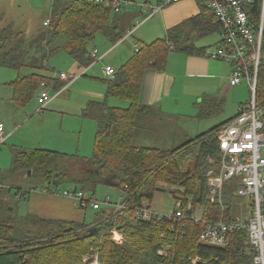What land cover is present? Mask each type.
Here are the masks:
<instances>
[{
    "label": "trees",
    "instance_id": "obj_1",
    "mask_svg": "<svg viewBox=\"0 0 264 264\" xmlns=\"http://www.w3.org/2000/svg\"><path fill=\"white\" fill-rule=\"evenodd\" d=\"M197 2L201 8L200 15L191 18L190 22L198 24L199 20L197 31L201 34L218 33L220 26L213 15L208 14L210 11L204 6V1ZM258 3L256 1L247 8L254 20L259 11ZM121 9L115 12L108 1L96 4L86 0H53L49 24L38 37L42 44L41 57L65 52L79 67L87 69L93 63L88 47L96 35H101L113 45L125 35L127 30L121 27L119 17ZM20 37L21 33L0 31V67L17 71L27 67L24 61L25 43L19 40ZM11 42L16 43L11 45ZM189 42L184 32L171 28L164 38L140 45L134 55L115 70L112 78L106 81L107 96L129 104L121 109L107 107L105 102H89L82 110L84 117L90 115V109L98 111L93 150L89 158L42 149L14 155L8 173L12 176L26 175L30 171L34 175L42 171L41 177L46 183L43 187L47 192L59 190L57 187L63 179L64 170H76L82 168V164L84 168L81 170L95 182L114 183L125 196L120 197L121 202L118 203H110L108 199L102 202L100 208L95 210L91 223L32 218L35 224L39 220L38 223L51 227V230L44 232L17 227L12 219L3 217L0 220V264H82V257L93 252L97 253L100 264H253L252 249L246 245V232L228 235L224 247L199 242L203 222L221 218L231 221L237 214V203L241 200L235 195L237 183L231 180L223 186L222 207L207 201V173L216 167L218 160L217 134L230 119L172 150L136 147L132 143L139 118L148 112L147 106L138 103L144 72L148 69L157 72L164 70L170 50L188 54L195 52L196 49ZM8 44L9 49L6 48ZM33 69L10 83L14 102L19 106L26 105L41 85L51 80L39 74L44 70L43 66ZM65 85L58 83L54 89L61 90ZM209 103L210 106L201 107L199 115L209 116L215 112L217 101ZM256 103L264 107V49L258 71ZM189 153L196 154L193 168L180 171L174 157ZM61 163L67 167L59 172ZM3 176L0 170V181ZM68 180L82 182L77 176ZM157 184L177 188L170 194L180 203L181 210L188 203L193 209L202 208L205 215L201 222L196 223L190 217L182 220L152 217L148 221L136 218L138 208L149 209L146 202H151ZM35 190L18 189L16 195L18 197L21 193L20 200H27L29 191ZM74 190L77 191L76 188ZM121 204H124V208L120 210L110 206ZM192 212L187 211L189 215ZM113 229L121 235L122 245L117 246L110 241L109 232Z\"/></svg>",
    "mask_w": 264,
    "mask_h": 264
},
{
    "label": "rangeland",
    "instance_id": "obj_2",
    "mask_svg": "<svg viewBox=\"0 0 264 264\" xmlns=\"http://www.w3.org/2000/svg\"><path fill=\"white\" fill-rule=\"evenodd\" d=\"M49 1L51 0H21L22 5V21H16L15 26H13L14 30L20 31L22 33L19 40H23L25 42L24 52L25 57L24 61L27 67L22 68L19 71V74L22 76L23 74L30 73L34 68H38L39 66L46 65V69L39 72V74H43L45 77L56 76L59 77L60 73L68 74L73 71L68 70L69 66L74 65V61L65 53L58 52L50 57L42 58V44H40L39 35L44 31L45 27L43 23L45 19L50 14ZM135 4L140 5L148 3L151 5H155L159 0H133ZM260 7H262V0H260ZM48 3V6H47ZM132 7L126 8L119 13V17L121 19V27L128 29L132 28L134 23L138 21L141 24V20L144 18L142 15H137L138 18L132 22L130 14L132 13ZM160 13V12H159ZM154 18L146 20L143 24H139L137 28H135L133 35L127 39L126 44L129 42L135 41L140 45L143 43H150L156 39L164 38L166 28L165 21L161 20L160 14ZM136 16V17H137ZM263 16V17H262ZM262 18V26L264 29V7L261 11L260 19ZM12 28V29H13ZM129 28V29H130ZM179 30L184 32L185 37L192 41H196L198 44L200 41L202 43L213 44L220 40L219 35L216 33L209 34L206 37L200 38V32L198 31L196 34H193L192 28L190 27V21H186L183 25L178 27ZM145 32L147 37V41L141 39L140 33ZM195 35L197 37H195ZM199 38V39H198ZM104 40V37L101 35H96L93 43L88 47L90 49L92 46L96 44L97 41ZM185 42H187L185 40ZM16 42H11V45H15ZM139 45V46H140ZM214 45V44H213ZM125 46V45H124ZM215 45L210 47L211 51L215 50ZM6 48H10V44L6 45ZM6 49V50H7ZM177 54L174 51L170 50L168 52L166 58V66L167 61L176 58ZM111 62L116 67H119L118 57H115V54L109 56L103 62H99L97 64H92L95 68L100 69L101 65ZM164 68V70L157 72L153 71L155 74H161L160 77L162 79L159 82V85H155V87L160 88V99H162L163 110L167 112L165 115L160 114V118H164L163 121L159 122L160 126L165 127L167 129L165 132L162 130H158L157 124H155V117H159V111L156 109V105L151 104L147 105L148 112L145 115H142L138 124L140 127L138 128V136H134V142L137 144L136 147H151V148H161V149H170V146H162L157 141L159 139L162 140L163 143L169 142L174 145V149L180 147L186 141L197 137L198 135L207 132L208 130L228 121L233 118L237 114L238 103H246L248 102L250 95L248 86L245 83H241L237 87H230L229 90L223 89V91L218 92L217 95L211 96L212 94H216V83L209 82L204 79L197 80V86H191L193 83L192 79H189L182 75V78L179 80L180 72L177 74H172L174 70V66L170 65L169 67ZM6 70V69H5ZM151 70V69H150ZM168 70V72H167ZM29 71V72H28ZM76 71V70H75ZM74 71V72H75ZM4 72V73H2ZM10 73H6L0 69V119L3 117H10L8 120L10 122L15 121V114L11 113L9 109H19L20 106H17L14 103V99L12 98L13 88L9 85L7 79L9 76L14 74L13 71H8ZM77 72V71H76ZM152 72V71H151ZM6 73V74H5ZM17 73V72H16ZM5 74V75H4ZM78 74V73H77ZM152 74V73H151ZM163 74V75H162ZM172 74V75H171ZM107 77V76H106ZM104 77L102 79L109 80V77ZM79 78V77H78ZM14 80V79H13ZM12 80V81H13ZM145 81V77L143 79ZM142 80V82H143ZM16 80H14L15 82ZM11 82V81H10ZM179 83V87L175 88V84ZM189 85V86H188ZM172 88V92H176V96L179 98V109L178 107L172 105L169 98L166 97V94L169 93L170 87ZM95 87H104L107 88V83L105 81H100L95 83H91L89 87H87L88 91L95 90ZM54 91V90H53ZM52 91V92H53ZM70 91V90H69ZM68 91V93H69ZM209 91V92H208ZM211 93V94H210ZM78 94L76 91H73L71 96H75ZM55 95V91L51 94V96ZM67 95V92L64 93ZM62 95L59 98H55L54 101L59 100L64 97ZM164 97L167 98L164 100ZM110 100H114L109 98ZM120 103L117 104L121 109L128 107L127 101H122L120 99H116ZM217 101L214 107V113L212 115H199L201 112L202 106H210L211 103L209 101ZM30 103V104H29ZM33 106L35 104L33 98L23 107ZM108 106H112V102L110 101ZM115 105V104H114ZM38 106V105H37ZM145 106V105H143ZM19 107V108H18ZM22 108V107H21ZM38 108H40L38 106ZM168 109V110H167ZM43 110V109H42ZM42 112V111H40ZM90 115L87 118L88 124H92V132L89 126H87V132L90 133V137L93 133V139L96 132L97 125V113L96 109L89 110ZM173 116V119H170L168 115ZM56 117L53 116L52 113L45 114L36 113L32 116V119L26 124L21 126V131L16 134L10 141L6 142L0 147V169L1 171L6 172V170L10 167L11 155L10 150H14L13 147H19L21 142L16 141V138L25 139L24 142H29L36 138L40 140L43 138L42 145H49V142H53L56 137L65 138L68 136L66 134V130H62V133H59L57 130V124L55 122ZM59 122V121H58ZM169 125V126H168ZM142 126V127H141ZM163 136V137H162ZM162 137V138H161ZM179 143V144H178ZM24 145V144H23ZM24 147H29L24 145ZM37 148V147H35ZM34 149V148H30ZM41 149V148H40ZM45 150V148H42ZM52 151V150H50ZM92 153V152H91ZM91 156L89 154L88 158ZM196 158V154H178L174 157V161L179 168L180 171H187L193 168V164ZM80 166V165H79ZM66 164L61 163L58 167V171L61 172L64 168H66ZM81 167L84 168V165L81 164ZM82 168L71 170L67 168L64 170L63 179L60 181V185L57 187L59 190V194L62 195L63 191L73 192L74 188L81 190L85 196L91 197L92 200L97 202H105L107 199L110 203H118L121 202L120 197H124V193L120 191L116 186H110L105 183L95 182L92 177H89L88 174L84 173ZM41 172H35L34 175H10L8 172L3 173V178L1 179L2 190L0 191V220L10 218L12 222L17 227L26 228L29 230H38L39 232H44L51 230V227H45L44 224L38 223L35 224L32 218H37L34 216L27 215L30 212V202L28 200H20L18 199L16 192L18 189H25L28 187L35 188L36 190H40L46 185L45 180L41 177ZM25 175V176H24ZM72 176H77V178L82 182H73L68 180V178ZM264 180V176H263ZM176 187H171L169 185L157 184L155 186V190L153 191V198L150 201L146 202V205L149 206V209L158 214H170L174 210L175 200L173 196L170 194ZM146 192V190H144ZM246 205V204H245ZM77 208V210L81 211L83 214L79 220H75L74 222H82L83 217L84 220L88 223L92 222L95 217V210L91 209V207ZM117 210V209H116ZM114 232H116L120 236V241H115ZM110 241L119 246L123 244V239L117 230L113 229L109 232ZM82 264H100L98 261V255L96 252L85 255L81 259Z\"/></svg>",
    "mask_w": 264,
    "mask_h": 264
},
{
    "label": "built area",
    "instance_id": "obj_3",
    "mask_svg": "<svg viewBox=\"0 0 264 264\" xmlns=\"http://www.w3.org/2000/svg\"><path fill=\"white\" fill-rule=\"evenodd\" d=\"M87 2L101 4L104 1L112 3L115 12L121 7L130 6V0H86ZM220 26V44L215 51H206L205 57L219 60L232 65L228 81L230 87H237L241 83L248 86L250 98L246 104L238 107L237 114L226 122L217 134L218 166L217 169L207 173L209 203H217L222 207L223 186L231 180H238L235 195L248 198L250 211L246 220L234 218L231 221L219 219L217 221L203 222V229L199 236V242L203 245L224 247L228 235L235 232H246L248 246L252 249L255 264H264V188L262 175L264 173V132L263 116L264 107L256 103V87L258 71L263 58L264 29L262 26L261 11L264 7L259 5L256 20L253 14L247 11L256 1L260 0H203ZM178 0H159L156 5L145 4L142 6L144 21L153 17L163 8L177 3ZM263 17V16H262ZM49 20L44 21L47 26ZM125 33L124 38L130 37L135 28ZM136 48V46H135ZM137 50V49H136ZM93 62L98 61L97 50L90 53ZM108 77H112L115 70L110 66L104 67ZM77 77L61 73L58 77L66 83ZM47 85L42 84L36 100L40 110L51 102L52 98L47 91ZM66 88V86H64ZM62 90V89H61ZM61 90L56 91L58 95ZM4 127L0 124V145L4 141ZM1 190V186H0ZM54 194L59 192L54 191ZM62 197L69 199L77 208L91 207L93 210L100 208L101 203L84 195L81 191H63ZM120 210L124 204L110 205ZM200 210V213L198 214ZM187 211H193L190 215ZM136 218L150 220L166 218L168 220H182L190 217L196 223L201 222L205 215L203 209H193L188 203L184 210L180 209V203L175 201L174 210L167 215L158 214L152 210L138 208L135 211ZM115 241H120V236L114 232Z\"/></svg>",
    "mask_w": 264,
    "mask_h": 264
},
{
    "label": "crops",
    "instance_id": "obj_4",
    "mask_svg": "<svg viewBox=\"0 0 264 264\" xmlns=\"http://www.w3.org/2000/svg\"><path fill=\"white\" fill-rule=\"evenodd\" d=\"M52 1L53 0L49 1V7H51ZM130 2H131L130 6L123 7L121 10L132 7L133 8L132 13L134 15L130 14V17H132L131 20L133 22L138 18L137 15L143 14L141 8L143 5L148 4V3L144 2V4L137 5L134 3L133 0H130ZM258 5H260V2L258 3ZM47 6H48V3H47ZM21 12H22L21 0H0V31L7 30L9 32L11 31L14 33L15 32L21 33L20 31H16L13 28V26H15L16 24V21L18 22L19 20L20 21L23 20ZM200 12H201V8H200V5H198L197 0H178L177 3L163 8L160 11L161 14L159 12L158 13L161 15L160 16L161 20H163V22L165 21V24H166L165 28L167 32L171 28L179 29L178 27L183 25L186 21H190L191 18H194L197 15H200L199 14ZM158 13L155 14L151 18H154L155 16H157ZM208 14H210V12H208ZM49 16L45 20H49ZM151 18H148V19H151ZM143 19L141 20L142 21L141 24H143L146 21V20L144 21ZM199 25H200L199 20H198V24L197 23L193 24L192 22H190V27L192 28L193 34H196L198 32L197 30L199 29ZM43 26L45 27L44 23H43ZM128 29L126 30L128 31ZM166 32H165L164 37L166 36ZM144 33L145 32H141L139 37L147 41L148 39L146 37V34ZM216 34L219 35V32ZM208 35L209 34L200 33V38L206 37ZM124 36L122 37L120 41H118L114 45L109 43L105 39L97 41L94 46L88 49L89 55L92 52V50L94 49L97 50V56L99 60L96 62H93L92 64L103 62V60H106L109 56L113 54H115L116 58L118 57V63L120 64V66L124 64L129 58H131L134 55V53L139 49L140 44H138L135 41H132V42H129L130 48H128V44H126V41L131 36L126 39L124 38ZM195 37L197 36L195 35ZM219 42L220 41L218 42L216 41V43H213L216 46L215 49L219 46L220 44ZM184 43L186 44V42ZM142 44H149V43L142 42ZM188 44L192 45V47H194L196 51L192 52L191 54L190 53L188 54V53L178 52L176 50H173L175 54H177L176 58L172 60H168L167 66L165 64L166 67H169L170 65L175 67L172 74H177L178 72H180L181 75H178L179 80L182 78V75H184L185 77L189 79H192L193 83L191 84V86H197L198 85L197 80H201V79L216 83V89L214 91H217V92L216 94H212L211 96L217 95L218 92L223 91V89L229 90L230 85H229L228 77L232 70V65L226 62L209 59L205 57L206 51H211L210 47L214 46L213 44L202 43L201 41L199 44L196 41H192L191 43L189 42ZM92 64L86 69L83 67H79L78 64L74 61V65L72 67L70 65L68 68V70H71L73 72L68 73L66 75H69V76L76 75L77 77H75L71 81L69 80L67 83L63 80H60L56 76L54 77L46 76V78L51 79L47 81L46 83V85L48 86L47 91L49 92L50 95L55 91V95L51 96L52 98L51 102L43 110H40V108H38L37 100H36V97L41 90V87H40L39 90L36 91L33 96V100L35 102L33 106L32 105L29 106L30 104L29 103L25 107L23 106H20V108L18 107L19 109H15V110L9 109L11 113L15 114L16 119L13 123L8 120L10 115H8V117L4 116L3 119H0V124L3 125L4 130H5L3 134L4 141L0 145V147L6 142L10 141L13 137H15L16 134H18L21 131V126L29 122L32 119V116H34L36 113L38 114L42 113L43 111L45 112V114L52 113L53 116L56 117V120H55L57 124L56 128L59 133H62V130L64 129L67 131L66 134L68 136H66L65 138L56 137V139H54L53 142H49L48 146L42 145L43 138H40V140H37L36 138H34L33 140L29 142H24L25 139L24 140L22 139L23 136L22 138L21 137L16 138V141L21 142V143H18L20 144L19 147H13L14 148L13 151L10 150L11 162L15 154L20 153V152H29L32 150L30 148H34V149L45 148V150H52V151L60 152V153L67 154V155H77L80 158H88L89 154H91L93 150V133L89 140L90 133L87 132V126L90 127L91 132H92V124L91 126L90 124L87 125L88 120L86 117L82 116V110L87 106L89 102H105L106 106L110 108H119L116 106H118L117 104L120 103L119 101L116 100L118 98L113 97V96H107V88L95 87V90H92V91L87 90V87H89L91 83L96 84V82H100V81L106 82L107 81V80L102 79L107 76L104 72L105 66H110L114 70H117L120 66L116 67L111 62H106L101 65L100 69H97L95 68L96 65L92 66ZM0 69H2V71H5L6 73H9L8 71L14 72V74L12 76H9V79H7L9 82V85L17 78L24 77L28 74V73L23 74L21 76L19 74V71L17 70L3 68V67H0ZM43 69H46V65L45 67L43 66ZM153 71L154 70L152 69L151 70L148 69L143 74V79L145 77V81L142 79L143 82H141L138 103L140 105H145V106L151 105V104H154L157 106L156 109L159 111L158 113L159 117H155V124H157L158 130H162L165 132L167 129H165L164 125L160 126L159 122L164 120V118H160V114L165 115L167 112L163 110L162 99H160L159 97L160 88L155 87V85L157 86L159 85V82L162 79V77H160L161 74L159 73L155 74ZM109 78L111 79L112 77H109ZM58 83H66L65 85L66 88L63 87L61 92L58 95H56V90L54 89V87L57 86ZM174 86L175 88H178L179 83H176ZM174 86L170 87L169 93L166 94V97L169 98L173 107L176 106L179 109V106H180L179 98L178 96H176V92L173 93L171 91L172 88H174ZM73 91H76L78 93L74 97L70 95L73 93ZM65 92H67V95H64ZM62 95H64L63 98L54 101L55 98H59ZM12 98H13V93H12ZM109 98L114 99V100H110ZM167 98L164 97V100H166ZM110 101L113 104L112 106L107 105ZM246 103H243V104H246ZM243 104L238 103V107ZM168 116L170 117V119H173V116L171 115H168ZM139 127L140 125L138 126V128ZM138 128L135 129L133 133V138H132V143H134L135 145L137 144L133 140L135 138L134 136H138ZM157 142L162 146L171 147L170 149H167V150L174 149V145L170 144L169 142H166L165 144L162 142L161 139H159ZM23 144L29 147H24ZM158 149H161V148H158ZM11 162H10V167H11ZM217 166H218V160H217L216 167L212 168L211 170L217 169ZM10 167L6 170V172L9 171ZM1 172L6 173L4 171H1ZM17 175H20V174H17ZM26 175H31V172L29 171ZM263 176H264V173L262 175V180H263ZM236 183H238V180H236ZM0 186L2 190L3 186L1 185V182H0ZM29 188L31 187L22 189V191H27ZM44 188L45 187H43L40 190L29 191L28 195L29 194L30 195L27 200L30 202V212L27 213V215L34 216V217H37L39 219H43L46 221H65V222H73V223L86 222L84 220V217H83L82 222H74L75 220H79V218L83 215L81 214V211L77 210V207H75L69 199L62 197L60 194H53V193L47 192L44 190ZM263 188H264V180H263ZM18 198L19 199L21 198V193L18 195ZM239 198L241 200L237 203L238 211L234 218L238 217L243 220H246L248 213L250 211L249 200L248 198H242V197H239ZM197 208L202 209L200 207H197ZM199 213H200V210L198 214ZM247 242H248V237H247ZM247 242H246V245L248 246ZM253 264H255L254 260H253Z\"/></svg>",
    "mask_w": 264,
    "mask_h": 264
},
{
    "label": "water",
    "instance_id": "obj_5",
    "mask_svg": "<svg viewBox=\"0 0 264 264\" xmlns=\"http://www.w3.org/2000/svg\"><path fill=\"white\" fill-rule=\"evenodd\" d=\"M105 183L108 184V185H110V186H116V184L111 183V182H109V181H106Z\"/></svg>",
    "mask_w": 264,
    "mask_h": 264
}]
</instances>
